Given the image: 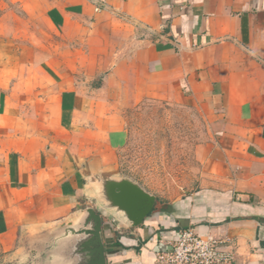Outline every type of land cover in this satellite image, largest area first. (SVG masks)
<instances>
[{
  "label": "crops",
  "instance_id": "crops-1",
  "mask_svg": "<svg viewBox=\"0 0 264 264\" xmlns=\"http://www.w3.org/2000/svg\"><path fill=\"white\" fill-rule=\"evenodd\" d=\"M145 100L205 120L197 188L138 227L105 218L107 264H161L187 227L264 264V0H0V264H55L52 223L97 207L89 173L123 172Z\"/></svg>",
  "mask_w": 264,
  "mask_h": 264
},
{
  "label": "rangeland",
  "instance_id": "rangeland-1",
  "mask_svg": "<svg viewBox=\"0 0 264 264\" xmlns=\"http://www.w3.org/2000/svg\"><path fill=\"white\" fill-rule=\"evenodd\" d=\"M129 142L123 172L169 202L197 188V145L209 135L195 109L176 101L145 100L126 112Z\"/></svg>",
  "mask_w": 264,
  "mask_h": 264
},
{
  "label": "water",
  "instance_id": "water-1",
  "mask_svg": "<svg viewBox=\"0 0 264 264\" xmlns=\"http://www.w3.org/2000/svg\"><path fill=\"white\" fill-rule=\"evenodd\" d=\"M89 174L97 207L87 206L52 223L47 240L51 245L44 254L55 264H107L105 218L118 228H134L157 207V195L130 176L99 168Z\"/></svg>",
  "mask_w": 264,
  "mask_h": 264
},
{
  "label": "built area",
  "instance_id": "built-area-1",
  "mask_svg": "<svg viewBox=\"0 0 264 264\" xmlns=\"http://www.w3.org/2000/svg\"><path fill=\"white\" fill-rule=\"evenodd\" d=\"M153 250L161 264H234L236 260V252L229 241L192 227L165 237Z\"/></svg>",
  "mask_w": 264,
  "mask_h": 264
}]
</instances>
